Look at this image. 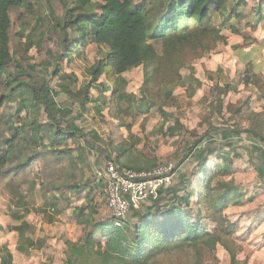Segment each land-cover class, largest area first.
Listing matches in <instances>:
<instances>
[{"label": "rangeland", "instance_id": "374dc122", "mask_svg": "<svg viewBox=\"0 0 264 264\" xmlns=\"http://www.w3.org/2000/svg\"><path fill=\"white\" fill-rule=\"evenodd\" d=\"M92 1L102 3V0ZM245 1L247 6L242 8V19L238 21L243 34L250 33L252 28L247 17L260 3L264 4V0ZM63 16L64 10L58 0H25L22 7L12 12L9 39L14 61L8 66L9 84L5 86L6 76L0 82V96L7 97L0 108V264L1 258L7 256V250L14 252V264H67L66 242L79 234L74 225L73 210L68 209L89 204L92 200L98 205L97 218L111 217V213L109 216L102 215L104 212L100 214L98 209L101 203L105 208V185L101 183V188L92 189L98 183L97 170L108 162L126 164L124 166L133 169L143 168L141 170L173 163L176 172L170 189H175L180 186L183 177L197 181L194 173L198 161L194 151H188L204 135L209 139L213 137L221 148L220 154L227 156L231 166L229 176L219 175V167L225 160L212 156L208 168L215 173L214 183L232 180L239 188V193L230 197L224 215L236 225L234 236L237 238L240 264H264V185L260 183L256 171L261 158L264 163V144L244 132L250 125L245 117L249 114L247 112L264 111L260 110L264 87L260 88L251 81V87L261 95H255L257 93L253 90L249 95L250 88L237 83L236 77L233 82L223 71L216 73L218 69L213 73L205 71L210 64L215 66L217 58L223 55L225 47L220 50L218 45L214 52L203 57L207 62L202 58L188 63L181 70L182 79L179 82L166 86L163 91L161 87L154 86L152 92L145 95L142 105L134 102L132 97L142 99L141 89L149 72L141 67L125 73L120 80L125 85V93L132 97L126 98L120 105L123 111L120 113L121 120L112 117L108 106L101 114L96 112L98 106L95 104H89L82 110L77 99L67 95L66 88L78 92L89 81V68L105 58L106 49L89 40L74 53L71 61L60 58L61 31L56 26L57 19ZM153 46L161 55L163 43L157 41ZM196 68L201 75L205 72L202 81L196 77ZM242 70L238 69L235 74H243ZM231 71L229 73L233 74ZM66 75H71L78 82L73 84L63 79ZM21 82L28 83L30 87L24 94H17L15 86ZM263 84L264 79L260 85ZM224 86L231 93L223 97L221 91ZM166 92H169L168 97ZM91 96L97 98L98 92L92 90ZM51 99L56 108H51L50 112L45 102ZM219 100L224 101L222 106ZM247 101L250 106L246 105ZM24 104L27 107L23 108ZM149 105L153 107L147 111ZM19 108L23 110L18 115ZM239 108L243 109L244 115L236 114ZM177 120L183 129H176L172 136L170 130L176 126ZM38 126L50 133L42 132L44 141L35 142L33 137ZM68 129L78 130L75 140L58 147L49 145L55 131L61 130L64 134ZM237 130L241 131L238 136L235 134ZM222 132H227L229 136L226 141L222 140ZM133 138L140 142L134 146L129 158L124 156L119 159L120 154L115 152L114 146L127 140L133 146ZM14 140L11 149L9 144ZM228 143L231 147H227ZM55 149L58 151H53ZM59 152L69 154L61 156ZM40 156L42 158L27 170L17 171L26 158L38 159ZM74 183L88 184L89 189L79 195L67 193L61 197L57 189ZM197 202L198 196L192 198L190 208L193 214L201 209L205 214L204 208ZM51 218L55 219V223L50 222ZM202 224L209 231L216 228L211 220H203ZM21 226H24L25 232L23 239L16 231V227ZM68 230L74 236L71 237ZM27 240L33 242L32 247ZM63 244L67 249L64 256ZM50 249L57 255L47 259ZM195 260L194 251L185 248L160 254L152 264H195ZM202 264H231V261L224 247L218 246L212 255L203 253Z\"/></svg>", "mask_w": 264, "mask_h": 264}, {"label": "trees", "instance_id": "16d2710c", "mask_svg": "<svg viewBox=\"0 0 264 264\" xmlns=\"http://www.w3.org/2000/svg\"><path fill=\"white\" fill-rule=\"evenodd\" d=\"M58 1L64 10V16L57 19L56 26L61 31L59 57L71 61L74 53L89 40L106 49L105 58L99 59L89 68V81L78 92L66 88L67 95L77 99L82 110L89 104H95L98 106L96 112L101 114L108 106L112 117L118 120H121L120 113L123 112L120 105L126 98L132 97L125 93V85L120 80L125 73L141 67L149 72L141 89L142 99L132 97L134 102L142 105L146 100L145 95L152 92L154 86L161 87L163 91L166 86L179 82L182 79L181 70L188 63L211 54L220 43L226 44L230 35H242L246 39V34L238 27V21L242 19V8L247 6L245 0H102V3H94L92 0ZM24 4L25 0H0V82L6 76L5 86L9 84L10 78L8 66L14 61L9 39L11 16L14 9ZM263 7L260 3L253 15L247 17L248 25L253 29L262 21ZM157 41L163 43L161 55L153 46ZM57 71L59 73V68ZM220 71L219 69L217 73L220 74ZM102 78L105 80L101 81ZM63 79H68L73 84L78 82L71 75H66ZM247 80L260 88L264 87V84L260 85L263 80L260 77L254 76ZM15 87V93L24 94L30 85L21 82ZM92 90L98 92L97 98L91 96ZM229 92L230 89L224 86L221 96L224 97ZM109 93L111 95L108 96ZM166 94L168 97L169 92ZM6 101L7 97L0 96V108ZM219 102L221 106L224 103L223 100ZM45 103L49 111L56 108L52 99ZM246 105L250 106V102L247 101ZM152 107L153 105L147 106V111ZM22 110L18 109V115ZM243 113L240 108L236 111V114L244 115ZM247 113L249 114L245 117L250 125L244 132L264 144V111L255 113L249 110ZM52 119L55 121V118ZM30 127L33 128V123ZM176 129H183L178 120L176 126L171 128L170 135L174 136ZM77 131L68 129V132L62 134L63 131L57 130L49 140V145L58 147L75 140ZM42 132L50 133L38 126L33 137L35 142L44 141ZM235 132L237 136L241 133L239 130ZM222 137L224 141L229 138L227 132H222ZM133 139V146L129 145L130 140L114 146L115 152L120 154L119 159L130 157L134 146L140 142ZM208 139L207 135L199 137L188 151H194L198 161L194 173L197 181L192 182L183 177L179 187L161 191L157 200L138 211L133 210L128 219L121 222V226L116 225V218L112 216L97 218V206L92 200L89 204L74 208L73 220L83 227L84 235L77 242H66L67 264H152L160 254L185 248L194 251L195 264H202L203 253L212 255L218 246L224 247L229 253L231 264H240L237 238L234 236L236 225L224 215L230 197L238 194L239 188L232 180L214 183L215 173L208 168L210 158L214 156L225 160L223 166L219 167V175L223 177L229 176L231 166L226 160L227 156L220 154L221 148L213 141V137L209 141ZM15 141L9 144L11 149ZM205 143L208 146H203ZM227 145L231 147L230 143ZM59 154L67 156L69 153ZM41 158L42 156L38 159L26 158L17 171L27 170ZM262 161L263 158L258 162L256 171L260 183L264 185ZM87 187L88 184H66L57 191L61 197L67 193L79 195L85 193L89 189ZM190 187L193 189L190 190ZM195 196H198L197 204L204 208L205 214L203 209L193 214L190 203ZM50 220L55 221L54 218ZM203 220H211L216 228L213 231L207 230L202 224ZM16 231L19 232L20 239L25 237L24 226L16 227ZM27 242L29 246H33L31 240ZM7 256L1 259V264H13V257L8 250Z\"/></svg>", "mask_w": 264, "mask_h": 264}, {"label": "built area", "instance_id": "2783aa9c", "mask_svg": "<svg viewBox=\"0 0 264 264\" xmlns=\"http://www.w3.org/2000/svg\"><path fill=\"white\" fill-rule=\"evenodd\" d=\"M176 166L173 163L160 164L151 170H135L108 162L97 170L96 180L106 189V206L116 225L127 220L133 210L157 200L160 192L173 184Z\"/></svg>", "mask_w": 264, "mask_h": 264}, {"label": "crops", "instance_id": "0c3cea01", "mask_svg": "<svg viewBox=\"0 0 264 264\" xmlns=\"http://www.w3.org/2000/svg\"><path fill=\"white\" fill-rule=\"evenodd\" d=\"M262 12H263V15H262L261 23L257 26L256 29L250 28V33L246 34V39L242 35L231 36L228 38L226 44L220 43L218 47L219 49L221 48L220 50L223 49V46L225 47L223 51L224 52L223 55L220 54L221 56L217 58L215 62L216 64L215 66L214 65L212 66L210 64V66H207L205 68V71L212 72V73L213 71H216V69L218 70L220 69L221 71H223V74L229 75V77L231 78L233 82L236 77L237 83L241 82L240 84H245L246 88H250L249 89L250 92L248 93L249 95L251 94L252 90L257 93L255 95H261V94L257 91V89L254 90V88L251 87L252 83L251 81H248L247 78H253L254 76H259L260 78L264 79V7L262 9ZM251 14L253 15V12H251ZM202 61H206V60H204L203 58ZM194 67H195V64H194ZM240 68H243L242 70L243 74H235L237 70ZM229 71L233 72V74H230ZM204 76H205V72H203L201 75V73L197 70L196 77L199 80L202 81L204 79ZM199 92L200 91H198V93ZM229 93H231V91ZM260 97L261 96H259V98ZM262 98L263 99L261 101V109H260L261 111L264 110V95ZM101 186H102L101 184H95L93 185L92 189H98V188H101ZM104 205H105V208H102V203L101 205H99V208H98L99 212L100 214H102L101 212H104L102 215L107 214V216H109L110 212L106 206V197H105ZM68 210L72 211L73 209H68ZM57 217H58L57 218L58 220L60 218V214ZM51 223L53 224L55 223V221ZM74 225L78 228L79 234L76 238L68 239V240L72 242H77L81 237H83V228L82 226H79L75 221H74ZM69 233L72 234L71 237L74 236L73 232H69ZM62 249H63L62 254L64 256L67 250L65 247V244L62 245ZM35 250H39V249H35ZM8 252L12 255L13 260H14V256H13L14 252H12L11 250H9ZM48 253L50 254H47L46 256L47 259H49V257H53L54 255H57V253H55V251L51 249L48 251ZM59 254H60V251H59Z\"/></svg>", "mask_w": 264, "mask_h": 264}]
</instances>
